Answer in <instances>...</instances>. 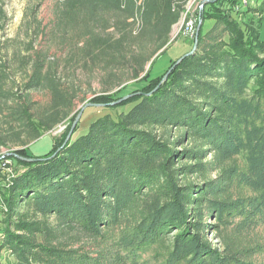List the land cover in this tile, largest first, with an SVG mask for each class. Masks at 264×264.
Here are the masks:
<instances>
[{
    "label": "trees",
    "instance_id": "16d2710c",
    "mask_svg": "<svg viewBox=\"0 0 264 264\" xmlns=\"http://www.w3.org/2000/svg\"><path fill=\"white\" fill-rule=\"evenodd\" d=\"M57 1L52 30L35 35L68 49L64 66L134 80L189 0ZM238 2L198 9L195 51L138 95L103 104L126 112L96 118L61 148L65 132L35 163L8 156L23 168L8 181L0 173V251L14 264H264L263 21H236ZM47 55L22 57L30 74L19 92L0 62V147L33 143L69 117L74 93ZM39 91L50 96L41 112L30 97ZM28 149L13 153L33 158Z\"/></svg>",
    "mask_w": 264,
    "mask_h": 264
},
{
    "label": "rangeland",
    "instance_id": "374dc122",
    "mask_svg": "<svg viewBox=\"0 0 264 264\" xmlns=\"http://www.w3.org/2000/svg\"><path fill=\"white\" fill-rule=\"evenodd\" d=\"M215 1L217 0H189L181 19L170 31L167 48L165 47L154 55L145 65L144 72L137 79L131 80L129 79L130 72L126 69L114 68L107 72H102L97 68L89 72L88 69H82L77 64L65 67L68 49L63 50L53 39L48 36L44 37L43 33L38 36L35 35L39 29L42 32L52 30L54 26L52 20L57 0H0V12L4 16V20L0 23V62L5 64L11 74L15 91L19 92V87L30 74V65H27V63L22 64V57H27L36 51L48 54L46 57L47 64L56 63V67L53 66V68L57 76L62 79L66 88L72 89L75 96L71 113L64 122L54 127L51 131L45 132L41 138L33 143H27L23 146L11 144L5 148L0 147V157L5 154V160H9L8 156H11L10 154L13 151L28 148L29 152L35 156L45 154L51 149L54 140H60L65 132H69L78 112L87 104L103 105L108 102V105L116 106L138 95L151 79L163 74L171 62L178 60L191 50V41L187 40L191 38L185 35V25L191 16H195L198 4L205 2L204 6ZM245 2L246 4L244 5L243 0H239L238 4L233 8V12L237 14L234 18L243 26L248 22L262 19L263 25L260 32V40L264 41V0H245ZM212 23V20L206 21L203 31L209 29ZM137 30L136 27L132 28L131 35L135 36ZM115 36L117 37V35ZM128 40L131 43L133 38L130 37ZM32 47L33 50H31ZM134 50L137 51V48H134ZM111 72L118 79H109L104 84L103 79ZM118 81L123 83L119 87H117ZM30 97L37 112L45 110L50 103V96L43 91L32 92ZM130 107L127 106L113 111L106 109L104 106L84 107L82 115L77 122L78 130L72 136L73 139L83 135L87 131L89 124L96 118L106 114L115 115L120 111L126 112ZM3 126L4 118L0 115V130ZM10 163L14 170V161L10 160ZM16 168L18 170V167ZM2 176L6 179L3 174ZM3 210V206L0 205V231L5 227ZM75 236L76 232H67L63 239L72 242ZM14 262L9 253L0 251V263L14 264Z\"/></svg>",
    "mask_w": 264,
    "mask_h": 264
},
{
    "label": "water",
    "instance_id": "95a60500",
    "mask_svg": "<svg viewBox=\"0 0 264 264\" xmlns=\"http://www.w3.org/2000/svg\"><path fill=\"white\" fill-rule=\"evenodd\" d=\"M204 3H205V2H202V3H201V8H202V6H203ZM199 29H200V23L197 25V28H196V30H195V33H194L193 37H190V38H193V45H192V47H191V50H190L188 53H186L185 55H183L181 58H179V59L176 61L175 65L178 64V63H179L184 57L191 55V54L195 51L196 46H197V39H198V32H199ZM168 73H169V71L163 76V78H162V80H161L160 83H163V82L166 80V77H167ZM88 106H89V107H90V106H91V107H93V106H95V107H103V105H93V104H87V105L84 106V107H88ZM111 106H112V104H111ZM84 107H83V108H84ZM83 108L78 112L76 118L74 119V121H73V123H72V125H71V127H70V130H69V132L67 133V135H66V137H65V139H64V141H63V143H62L61 148L64 147V146H65V145L71 140V137L73 136V132H74V129H75L76 125H77V122H78L79 118H80L81 115H82ZM56 153H57V151H56L53 155H55ZM10 155H11L14 159L23 160V161L28 162V163H35V162H37V161H39V160H42V158H37V157L42 156V155H44V154L39 155V156H35V155L31 154L32 156H34L33 158H22V157H18V156L15 155L14 153H12V154H10ZM16 167H18V170H16V169H17ZM21 169H23L21 166L15 164L14 174H15V172H20Z\"/></svg>",
    "mask_w": 264,
    "mask_h": 264
},
{
    "label": "built area",
    "instance_id": "2783aa9c",
    "mask_svg": "<svg viewBox=\"0 0 264 264\" xmlns=\"http://www.w3.org/2000/svg\"><path fill=\"white\" fill-rule=\"evenodd\" d=\"M243 3L244 5L246 4L245 0H243ZM196 9H201V4H198ZM187 22L188 23L185 25V35L193 37L195 33V18L191 16ZM4 156L5 154L0 157V169L2 168L1 174H3L6 177V180L8 181L14 176V170L11 167L10 160H5Z\"/></svg>",
    "mask_w": 264,
    "mask_h": 264
}]
</instances>
